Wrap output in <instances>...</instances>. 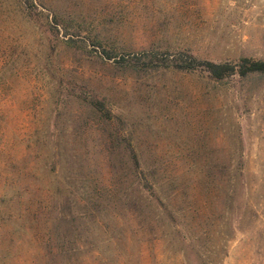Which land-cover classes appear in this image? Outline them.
Instances as JSON below:
<instances>
[{
	"label": "rangeland",
	"instance_id": "1",
	"mask_svg": "<svg viewBox=\"0 0 264 264\" xmlns=\"http://www.w3.org/2000/svg\"><path fill=\"white\" fill-rule=\"evenodd\" d=\"M186 55L264 60V0H0V264H264V75Z\"/></svg>",
	"mask_w": 264,
	"mask_h": 264
},
{
	"label": "trees",
	"instance_id": "2",
	"mask_svg": "<svg viewBox=\"0 0 264 264\" xmlns=\"http://www.w3.org/2000/svg\"><path fill=\"white\" fill-rule=\"evenodd\" d=\"M169 66L181 71H200L215 80H222L237 75L246 78L249 75H264V60L240 58L233 63H214L211 61H198L192 56L178 57L170 60ZM68 213V212H67Z\"/></svg>",
	"mask_w": 264,
	"mask_h": 264
}]
</instances>
